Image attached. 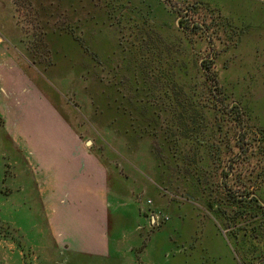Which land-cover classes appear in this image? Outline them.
Returning a JSON list of instances; mask_svg holds the SVG:
<instances>
[{"label":"rangeland","instance_id":"1","mask_svg":"<svg viewBox=\"0 0 264 264\" xmlns=\"http://www.w3.org/2000/svg\"><path fill=\"white\" fill-rule=\"evenodd\" d=\"M241 7L233 0H0V264H143L154 255L153 248L147 249L149 241L159 242L161 229L175 228L182 213L190 215L191 197L214 201L230 230L245 231V236L232 233L234 258L262 264L261 206L250 201L251 194L235 204L221 186L245 193L264 175V139L253 133L249 110L242 105L251 98L263 103L264 91L249 90L247 79H261L264 62L248 52L254 46L246 36L239 43L229 34L231 25L258 21L264 11ZM62 27L74 28L77 41L70 34L60 37ZM50 39L63 40L56 53L49 50ZM32 44L38 64L27 53ZM204 60L217 74L223 104L244 109L238 126L229 107L214 104L215 85L199 71ZM167 72L179 80L173 88L180 92H173L175 103L167 100L166 118L183 128L178 110L189 98L205 114L193 133L204 143L187 142L181 152L193 170L200 169L194 175L189 161L184 162L187 170L175 171L156 138L129 137L118 125L120 118L95 103L112 84L132 98H146L140 91H160L165 83L157 75ZM38 104L39 118L31 111ZM41 119L47 121L45 128ZM63 131L69 158H97L108 173L110 207L119 204V211H125V230H138L111 240L117 248L112 258L53 247L40 174L46 158L38 148L44 138ZM240 134L242 148L234 139ZM157 204L169 219L155 227L149 215ZM200 205L205 211L212 207ZM139 218L143 225L133 224Z\"/></svg>","mask_w":264,"mask_h":264},{"label":"crops","instance_id":"2","mask_svg":"<svg viewBox=\"0 0 264 264\" xmlns=\"http://www.w3.org/2000/svg\"><path fill=\"white\" fill-rule=\"evenodd\" d=\"M233 1H238L241 8L253 6L250 9L264 11V0ZM229 31L231 38L239 39V43L246 36L245 41H251L254 46L248 52H254L252 56L264 62V18L231 25ZM247 84L249 90L264 91V65L261 79L249 77ZM262 102L260 104L259 99L251 98L246 102L247 106L242 103L249 110V124L255 131H264V95ZM39 105H35V109L31 107L32 115L37 118L41 115ZM45 110L49 112L48 108ZM39 122L42 128L47 126L46 119ZM63 135H66L64 131L54 134L50 140L43 137L44 141L40 142L43 147L38 148L46 158L40 174L45 178V213L48 230L54 240L53 247L59 251H78L89 257L112 258L117 248L111 240L116 242L118 236L126 231L138 230H125V211H119V204L113 206L115 210L110 207L111 185L107 170L98 166L96 157L85 162L79 157L69 158ZM251 196L261 206L264 222V175L253 187ZM201 201L212 203V207L206 211L200 210L203 208ZM156 208L162 210L158 204ZM189 213H182L183 217L177 219L175 228L161 229L159 242L150 243L154 237L149 241L147 249L150 251L153 248L154 255L143 264H243L234 258L231 239L232 233L244 236L246 233L244 230H230L227 219L219 212L214 201L191 197ZM152 214L149 217L153 223ZM217 220H222L224 228ZM143 223V219L133 222L135 225ZM166 224L174 225L173 222ZM174 237H178L179 241L176 239L175 242ZM232 241L236 243L235 238ZM260 262L263 264L264 261Z\"/></svg>","mask_w":264,"mask_h":264},{"label":"trees","instance_id":"3","mask_svg":"<svg viewBox=\"0 0 264 264\" xmlns=\"http://www.w3.org/2000/svg\"><path fill=\"white\" fill-rule=\"evenodd\" d=\"M194 27L196 28L199 26L194 25ZM61 29L65 32L64 33L61 32L60 37H65L67 34H70L71 37H73L74 40L76 39L75 41H77L76 30L74 28L69 29V28L62 27ZM46 35H48V38L50 37L49 33ZM62 41H59V40L57 41V40H52V39L47 41V45L50 46L49 50L51 52L53 50L56 53L57 46L59 45L58 43L59 42L61 43ZM73 43L78 45V42L73 41ZM33 45L34 44H32L31 47H29V49L27 50V53L30 57L33 58V62L38 64L36 57L33 56L34 55L33 53H35L36 51ZM200 66H201L199 68L200 74L204 76V79L206 81L207 80L212 81L216 87V88L214 87L211 90L212 94L214 93V96H216L214 100V104L216 106L222 105V107L224 108L229 107V113L233 118L232 120L234 123H236L235 125L238 126L239 122L241 123L242 121L241 116L242 115L244 116V112H243L244 109L241 107V105L239 106V104L237 103L232 104V106H226L225 104H223L226 97L222 95V90L219 89L218 91L217 89L216 83H219V79L215 71L211 69L210 62L205 61V60L201 61ZM168 76H170L168 72L167 74L162 73L161 77L157 75L158 79L163 80L165 83L162 86L160 91H158L157 89L151 90V89L144 87L143 88L144 92L140 91V94L141 96L142 94H146L148 96L146 98L144 97H141V99L132 98L126 93L123 94L121 91L122 89L120 87L118 88L117 86L114 87V85L112 84L109 86L107 96H105V94H100V95L98 94V97L100 96L102 100L95 98L98 100V101H95V103L99 104L97 105L98 107H100L101 105L102 108H106L109 113L114 115L117 121L119 117L120 119H119L118 125L120 126V129H122V131L128 134V136L131 135L133 137H137V135L139 134L140 138L146 137V136H151L153 138H156L159 141L160 148L167 155L170 162L173 165L175 164V171L179 172L180 170L182 171V170L188 169L186 166H184V162L189 161V160L185 159L184 161L185 157L182 155L183 153L182 149L186 147V143L191 142L194 145L204 143L202 142L203 140L201 139V136L196 137L195 139L193 133H194V130L197 128V126L198 127L202 126L201 123L203 122L202 119L205 116V114L201 112V108H198L196 106L197 104H192L194 101H191L193 99L189 98L188 103H184L182 101L180 102V105H179V106H182V108L178 110L180 114H179V118L177 119V121L182 120L183 128H181L178 124L171 123V120L166 118L167 116H169V109H167V107H169V102H167V100L172 103H175V99L173 98V92L175 93L180 92V89L173 88V85L176 84L179 80L176 82L174 78L170 79L168 78ZM115 88L117 89V91ZM216 89L218 92L215 94ZM186 119H189V120L187 121ZM197 119L199 120L200 124L196 122ZM112 124L115 125L114 122ZM192 124H194V126ZM181 131L182 133H179ZM253 133L258 137L262 135L261 137L264 139L263 130H257V131L253 130ZM234 139H235V143H237L236 145H239L240 148L244 147L243 146L244 141H243V137L241 136V134L238 136L236 135ZM196 141H199L200 143H196ZM202 145H205V144H202ZM221 153L222 152H219V155H221ZM238 154L239 152L237 153V155ZM239 157L240 155L237 156L236 159H238ZM232 159L234 158H231V160ZM201 161L203 164L202 170H204L205 168H207V165H208L206 157L204 158V154L202 155V158L200 159V162ZM191 162L192 161H189L188 164L190 165ZM191 167L192 166L190 165L189 170L190 172L191 171L193 172V175L194 173H197L198 171H200V169L193 170ZM226 174L228 175V173ZM207 185L208 184H206V186ZM221 186L224 189V192L226 193L228 199L234 202L235 204H241L242 200L248 198L249 195L253 192V190L251 191L248 190V192H245V193H241V192L237 193L236 191L233 190V188L228 186L226 183H223ZM250 201L255 202L257 205H259L257 200L253 197H251Z\"/></svg>","mask_w":264,"mask_h":264},{"label":"built area","instance_id":"4","mask_svg":"<svg viewBox=\"0 0 264 264\" xmlns=\"http://www.w3.org/2000/svg\"><path fill=\"white\" fill-rule=\"evenodd\" d=\"M152 215H153V223L151 222V224L155 227L159 226L162 221L169 219V217L166 214H164L161 210H155V212H153Z\"/></svg>","mask_w":264,"mask_h":264},{"label":"water","instance_id":"5","mask_svg":"<svg viewBox=\"0 0 264 264\" xmlns=\"http://www.w3.org/2000/svg\"><path fill=\"white\" fill-rule=\"evenodd\" d=\"M88 142H90V141H88Z\"/></svg>","mask_w":264,"mask_h":264}]
</instances>
